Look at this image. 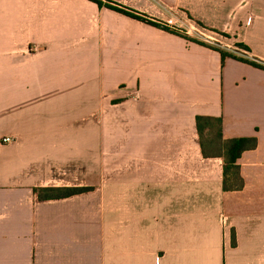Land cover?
I'll list each match as a JSON object with an SVG mask.
<instances>
[{
    "label": "crops",
    "instance_id": "obj_1",
    "mask_svg": "<svg viewBox=\"0 0 264 264\" xmlns=\"http://www.w3.org/2000/svg\"><path fill=\"white\" fill-rule=\"evenodd\" d=\"M112 1L264 66V0ZM207 46L90 0H0V264H264V70ZM197 116L256 139L241 190ZM70 187L90 191L37 193Z\"/></svg>",
    "mask_w": 264,
    "mask_h": 264
},
{
    "label": "trees",
    "instance_id": "obj_2",
    "mask_svg": "<svg viewBox=\"0 0 264 264\" xmlns=\"http://www.w3.org/2000/svg\"><path fill=\"white\" fill-rule=\"evenodd\" d=\"M96 3L100 8H108L118 13L141 21L143 23L154 26L158 29L164 30L168 33L181 36L186 40L194 42L196 44L207 46L206 44L199 42L195 39L189 38L187 34L164 22L156 20L146 14L132 10L126 6H123L112 0H90ZM209 47V46H207ZM211 47V46H210ZM248 50L246 46H241ZM212 49H216L211 47ZM220 52L223 62L226 58H233L244 63L250 64L256 68L264 70V66L248 59L238 58L234 54L226 52L224 50L216 49ZM196 126L200 136V145L202 154L205 158L220 157L224 161V191H238L244 187V180L241 176L240 166L238 160L241 158L244 151L254 149L257 146V141L254 138H235L224 139L223 137V118L212 116H197ZM90 191L89 188L70 187V188H44L37 190L40 200H54L63 199L79 195Z\"/></svg>",
    "mask_w": 264,
    "mask_h": 264
},
{
    "label": "rangeland",
    "instance_id": "obj_3",
    "mask_svg": "<svg viewBox=\"0 0 264 264\" xmlns=\"http://www.w3.org/2000/svg\"><path fill=\"white\" fill-rule=\"evenodd\" d=\"M174 27H176V26H174ZM176 28H178V27H176ZM178 29L184 31L181 28H178ZM191 31L192 32L189 34H187V32H185V31L184 32L187 34V36L189 38L195 39L199 42H202V43H204L208 46H211L213 48H216V49L223 50L222 48L224 46L227 47V45H230V47H231V46H233V43H234L233 40H230L228 38H223V37L217 36L213 33H209L207 31H204L202 29L201 25L195 21L192 22V30ZM196 32H198L199 34ZM224 227H226V226H224Z\"/></svg>",
    "mask_w": 264,
    "mask_h": 264
},
{
    "label": "built area",
    "instance_id": "obj_4",
    "mask_svg": "<svg viewBox=\"0 0 264 264\" xmlns=\"http://www.w3.org/2000/svg\"><path fill=\"white\" fill-rule=\"evenodd\" d=\"M4 141H5V142H9V141H10V139H9V138H6Z\"/></svg>",
    "mask_w": 264,
    "mask_h": 264
}]
</instances>
